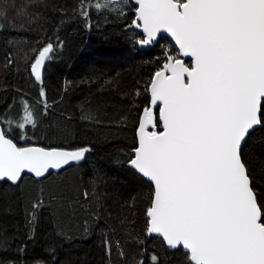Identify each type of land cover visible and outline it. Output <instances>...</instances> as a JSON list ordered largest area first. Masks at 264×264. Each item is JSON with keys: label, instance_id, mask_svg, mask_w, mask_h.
Here are the masks:
<instances>
[{"label": "snow or ice", "instance_id": "1", "mask_svg": "<svg viewBox=\"0 0 264 264\" xmlns=\"http://www.w3.org/2000/svg\"><path fill=\"white\" fill-rule=\"evenodd\" d=\"M78 12L87 27L91 13L120 18L131 12L127 28L139 32L134 44L161 47L158 67L143 88L148 100L138 109L136 147L127 160L151 185L146 235L182 252L187 264H264V137L250 144L264 131V0H80ZM16 14L27 15V6H18ZM165 36L172 43L161 46ZM60 47L49 40L32 50L30 74L41 85L37 103L45 115L43 72ZM13 63L9 53L6 66ZM21 105L15 120L0 113V182L18 186L28 174L42 182L86 159L87 146L14 142V130L19 139H31L25 128L38 122L26 99ZM83 196L87 200L89 193ZM43 205L42 199L32 204V232ZM105 251L111 254L108 241ZM119 254L125 255L123 249ZM147 261L161 264L154 253Z\"/></svg>", "mask_w": 264, "mask_h": 264}, {"label": "trees", "instance_id": "2", "mask_svg": "<svg viewBox=\"0 0 264 264\" xmlns=\"http://www.w3.org/2000/svg\"><path fill=\"white\" fill-rule=\"evenodd\" d=\"M21 4L27 6V15L16 14ZM79 4L80 0H0V8L6 10L0 17V113L17 119L26 99L38 121L35 129L25 128L31 139H19L14 130V142L91 148L82 165L42 182L26 175L18 186L0 183V264H135L141 259L148 264L152 253L161 264H187L182 252L169 251L161 239L146 235L151 185L127 165L136 147L138 109L148 100L143 88L158 67L155 58L161 47L142 51L134 44L139 33L126 31L131 12L120 18L91 13L87 27ZM49 40L62 47L55 49L43 77L49 105L45 115L37 103L41 85L30 74V64L32 50ZM170 43L165 37L161 46ZM9 53L14 63L6 66ZM137 89L139 97L134 95ZM259 137L264 131L258 130L250 144ZM254 150L261 151L258 146ZM259 163L251 161L257 172ZM38 199L44 205L36 213L32 232L28 217ZM105 241L111 244L110 255Z\"/></svg>", "mask_w": 264, "mask_h": 264}, {"label": "water", "instance_id": "3", "mask_svg": "<svg viewBox=\"0 0 264 264\" xmlns=\"http://www.w3.org/2000/svg\"><path fill=\"white\" fill-rule=\"evenodd\" d=\"M126 31H136V32H138V30H133V29H129V28H126ZM139 33V32H138ZM166 38H168L169 40H170V38L169 37H167V36H165ZM171 41V40H170ZM172 42V41H171ZM153 48V47H152ZM140 49L142 50V51H144V50H148V49H150V48H141L140 47ZM47 63H48V61H46V64H45V70H44V72H43V77H44V75H45V71H46V66H47ZM39 147V146H38ZM85 161V160H84ZM84 161H82V162H80L79 164H75V165H73V166H69V167H66V169H61L60 170V172L59 173H61V172H63V171H65V170H67V169H70V168H73V167H75V166H79V165H82L83 163H84ZM132 171H134L130 166H128ZM135 172V171H134ZM59 173H53V174H59ZM136 173V172H135ZM137 174V173H136ZM29 176H31V174H28ZM138 175V174H137ZM139 176V175H138ZM32 177V176H31ZM140 177V176H139ZM141 178V177H140ZM0 183H2V182H0ZM149 184V183H148ZM149 237V239H153V238H159V237H156V236H148ZM159 239H161V238H159ZM162 240V239H161ZM168 249V248H167ZM169 251H175V250H171V249H168Z\"/></svg>", "mask_w": 264, "mask_h": 264}]
</instances>
